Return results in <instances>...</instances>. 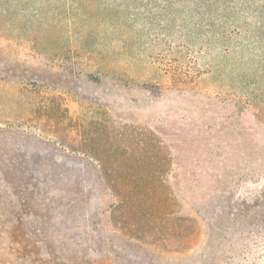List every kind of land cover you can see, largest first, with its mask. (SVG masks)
<instances>
[{"label": "rangeland", "instance_id": "rangeland-1", "mask_svg": "<svg viewBox=\"0 0 264 264\" xmlns=\"http://www.w3.org/2000/svg\"><path fill=\"white\" fill-rule=\"evenodd\" d=\"M0 264H264V0H0Z\"/></svg>", "mask_w": 264, "mask_h": 264}, {"label": "trees", "instance_id": "trees-1", "mask_svg": "<svg viewBox=\"0 0 264 264\" xmlns=\"http://www.w3.org/2000/svg\"><path fill=\"white\" fill-rule=\"evenodd\" d=\"M99 161V170L100 172H105V164L103 163V160H98ZM117 203L121 206V200H118Z\"/></svg>", "mask_w": 264, "mask_h": 264}]
</instances>
